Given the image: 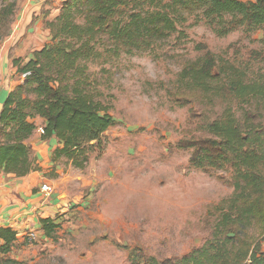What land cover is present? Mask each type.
Listing matches in <instances>:
<instances>
[{"label": "rangeland", "instance_id": "374dc122", "mask_svg": "<svg viewBox=\"0 0 264 264\" xmlns=\"http://www.w3.org/2000/svg\"><path fill=\"white\" fill-rule=\"evenodd\" d=\"M34 1L0 0V51L18 22L33 15ZM183 16L175 31L146 49L115 56L107 43L86 62L85 88L110 107L114 123L84 168L53 160L51 151L44 172L55 184L46 193L65 205L54 219L59 228L50 236L44 230L50 246L36 264H134L135 247L158 258L182 257L210 236L219 210H227L234 170L194 165L185 145L207 135L206 124L223 112L242 122L260 99L222 93L224 100L214 90H193L184 71L210 53L214 72L222 70L212 89L227 81L230 68L244 82L264 83V25L231 27V17H207L202 9ZM248 235L264 250V223Z\"/></svg>", "mask_w": 264, "mask_h": 264}, {"label": "trees", "instance_id": "16d2710c", "mask_svg": "<svg viewBox=\"0 0 264 264\" xmlns=\"http://www.w3.org/2000/svg\"><path fill=\"white\" fill-rule=\"evenodd\" d=\"M194 9H202L207 17L229 16L231 27L264 25V0L64 1L58 15L47 22L50 41L24 64L15 61L19 73L27 75L9 93L0 112V168L16 178L43 170L28 143L37 129V117L45 120L41 139L58 140L53 160L66 158L84 168L89 153L114 123L110 107L94 100L85 88L86 62L98 58L107 43L115 56L121 50L146 49L175 31L183 13ZM216 66L215 57L207 53L194 68L185 70L192 78L190 88L214 90L212 95L224 100L222 93L260 99L244 113L242 122L223 112L206 124L207 135L185 145L192 151L194 165H228L234 170L228 208L219 210L210 236L190 253L158 258L135 247L129 252L134 264H264V250L248 235L254 224L264 223V83L244 82L230 68L227 81L212 89L211 81L222 73L221 68L214 72ZM40 221L47 236L59 228L50 217ZM16 238V230L0 227L5 258Z\"/></svg>", "mask_w": 264, "mask_h": 264}, {"label": "crops", "instance_id": "0c3cea01", "mask_svg": "<svg viewBox=\"0 0 264 264\" xmlns=\"http://www.w3.org/2000/svg\"><path fill=\"white\" fill-rule=\"evenodd\" d=\"M66 0H35L32 4L33 15L16 25L10 37L0 51V112L9 93L24 80V74L18 75L16 60L22 64L33 58L34 51L50 41L47 22L60 12ZM34 12V13H33ZM20 23L22 24L20 27ZM18 29L16 32L15 30ZM15 34V35H14ZM6 46L4 50L3 47ZM45 120L36 118L37 129L28 139L34 155L43 170L26 177L16 178L0 168V227H11L17 231V238L11 245V251L3 264H36L43 251L50 246V240L44 234L42 218L55 219L64 201L54 193H46L41 187L52 186L54 179L45 176L44 170L52 165L51 151L59 144L55 137L41 139V129ZM51 182V183H50Z\"/></svg>", "mask_w": 264, "mask_h": 264}, {"label": "built area", "instance_id": "2783aa9c", "mask_svg": "<svg viewBox=\"0 0 264 264\" xmlns=\"http://www.w3.org/2000/svg\"><path fill=\"white\" fill-rule=\"evenodd\" d=\"M27 73L24 74V76H26ZM41 132H43V128L41 129ZM42 191L44 192H51L52 191V186L48 185V184H44L41 187ZM5 258L4 253L2 252V241L0 240V264H3V260Z\"/></svg>", "mask_w": 264, "mask_h": 264}]
</instances>
